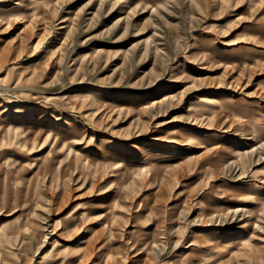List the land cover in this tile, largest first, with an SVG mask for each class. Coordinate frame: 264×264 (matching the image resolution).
I'll list each match as a JSON object with an SVG mask.
<instances>
[{"label":"rangeland","instance_id":"374dc122","mask_svg":"<svg viewBox=\"0 0 264 264\" xmlns=\"http://www.w3.org/2000/svg\"><path fill=\"white\" fill-rule=\"evenodd\" d=\"M48 258L264 264V0H0V264Z\"/></svg>","mask_w":264,"mask_h":264},{"label":"bare ground","instance_id":"6f19581e","mask_svg":"<svg viewBox=\"0 0 264 264\" xmlns=\"http://www.w3.org/2000/svg\"><path fill=\"white\" fill-rule=\"evenodd\" d=\"M102 1V0H101ZM253 1V0H252ZM25 104V103H24ZM27 105V104H26ZM6 109V108H5ZM16 109V108H15ZM35 109V108H34ZM9 111V110H8ZM37 111V110H36ZM41 111V110H40ZM50 112V111H49ZM11 113V112H10ZM9 113V114H10ZM4 114V113H3ZM14 114H16V113H14ZM21 114V113H20ZM1 117H3V116H1ZM6 117H8V115L6 116ZM5 119V118H4ZM35 120V119H34ZM55 122V121H54ZM51 123V122H50ZM17 125H20L18 122L16 123ZM48 124V123H47ZM54 125V124H53ZM58 125V124H57ZM73 125V124H72ZM51 126V125H50ZM60 127V126H59ZM27 128H29V127H27ZM35 128V127H34ZM54 128V127H53ZM31 130V129H30ZM25 131V130H24ZM59 132V131H58ZM68 136V135H67ZM28 137V136H27ZM191 137V136H190ZM194 138V137H193ZM190 139V138H189ZM111 140H113V139H111ZM110 141V140H109ZM111 142V141H110ZM258 142V141H257ZM193 145V144H192ZM5 149V148H4ZM252 149H254V148H252ZM163 152H167V148L166 147H163V150H162ZM259 151V150H258ZM47 152V151H46ZM50 153V152H49ZM93 153V152H92ZM117 153V152H116ZM116 153H114V154H116ZM122 153V152H121ZM125 154V153H124ZM93 155V154H92ZM94 155H95V153H94ZM96 155H97V153H96ZM102 155V154H101ZM147 155V154H146ZM247 155V154H246ZM253 155V154H252ZM49 157V156H48ZM165 157V156H164ZM243 157V156H242ZM56 158V157H55ZM88 158V157H87ZM137 158V157H136ZM244 158V157H243ZM50 160V159H49ZM49 160H47V161H49ZM59 160V159H58ZM139 160H140V157H139ZM128 162V161H127ZM46 163V162H45ZM48 163V162H47ZM92 163V162H91ZM118 163H120V162H118ZM85 164V163H84ZM127 164V163H126ZM156 164V163H155ZM181 165V164H180ZM243 165H245V164H243ZM43 166H44V164H43ZM126 166V165H125ZM186 166V165H185ZM234 166V165H233ZM149 167V166H148ZM153 167V166H152ZM45 168V167H44ZM134 168V167H133ZM186 168H187V166H186ZM133 170V169H132ZM153 170V169H152ZM47 171V170H46ZM85 171V170H84ZM38 172V171H37ZM39 172H40V169H39ZM146 172V171H145ZM228 172V171H227ZM135 173V172H134ZM34 174V173H33ZM97 174V173H96ZM36 175H37V173H36ZM106 175H107V173H106ZM144 175H146V174H144ZM153 175V174H152ZM95 176V175H94ZM118 176V175H117ZM137 176H138V174H137ZM147 176V175H146ZM105 177V176H104ZM115 177V176H114ZM148 177V176H147ZM202 177V176H201ZM145 180V179H144ZM100 182V181H99ZM96 184V183H95ZM137 185V184H136ZM235 189V188H234ZM239 190V189H238ZM261 192V191H260ZM240 193V192H239ZM238 195H240V194H238ZM259 195H260V193H259ZM213 204V203H212ZM237 211V210H236ZM232 212H233V210H232ZM226 213V212H225ZM224 213V214H225ZM216 214V213H215ZM223 217V216H222ZM216 218V217H215ZM218 219V218H217ZM244 228V227H243ZM242 233V232H241ZM244 233H242V235H243ZM220 235V234H219ZM221 238H222V235H221ZM238 238V237H237ZM218 239V238H217ZM236 239V238H235ZM231 241V240H230ZM233 243H235V241H234V239H233V241L230 243V245H232ZM155 246V245H154ZM62 251V250H61ZM60 253V251H58V254ZM65 253V252H64ZM125 253V252H124ZM88 254L87 253H84L83 254V256L82 257H79V259H85V257L87 256ZM202 255V254H201ZM73 258H71L68 262H67V264H70V263H72L73 262ZM49 261H52V259L51 258H48V260L45 262V264H48V262ZM60 261V259H56V261L54 260L53 261V264H55L56 262H59ZM148 262V261H147ZM62 264H64V263H62Z\"/></svg>","mask_w":264,"mask_h":264}]
</instances>
